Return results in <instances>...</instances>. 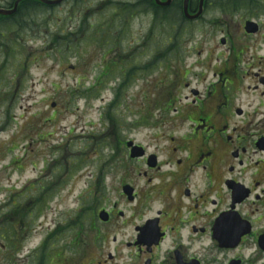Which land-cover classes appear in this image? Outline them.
Instances as JSON below:
<instances>
[{"label": "flooded vegetation", "instance_id": "af4514ba", "mask_svg": "<svg viewBox=\"0 0 264 264\" xmlns=\"http://www.w3.org/2000/svg\"><path fill=\"white\" fill-rule=\"evenodd\" d=\"M112 3L143 27L104 38L118 43L104 53L119 51L111 67L128 69L120 87L157 61L164 73L147 89L159 114L110 146L121 159L86 216L112 248L101 263L264 264V0Z\"/></svg>", "mask_w": 264, "mask_h": 264}, {"label": "rangeland", "instance_id": "374dc122", "mask_svg": "<svg viewBox=\"0 0 264 264\" xmlns=\"http://www.w3.org/2000/svg\"><path fill=\"white\" fill-rule=\"evenodd\" d=\"M14 1L0 0V9L11 10ZM112 4L66 0L50 7L22 0L16 20L0 18V218L25 202L20 250L4 248L6 256L1 249L0 264L37 261L50 233H58L46 249L57 248L51 247V264H102L112 252L85 230L84 217L100 205L106 169L121 159L110 146L127 133L132 138L129 124L146 111L159 114L147 89L164 73L157 61L156 73L120 87L128 69L111 67L119 51L105 56L104 38L137 37L143 27L133 20L139 13L112 12ZM122 19L128 21L123 29ZM39 199L41 210L33 211Z\"/></svg>", "mask_w": 264, "mask_h": 264}, {"label": "trees", "instance_id": "16d2710c", "mask_svg": "<svg viewBox=\"0 0 264 264\" xmlns=\"http://www.w3.org/2000/svg\"><path fill=\"white\" fill-rule=\"evenodd\" d=\"M33 5H36V4H33ZM30 6H31V4H30ZM21 14L22 13L16 14V15L12 16L11 19L12 20H16L18 18V16H20ZM116 22H117V20H116ZM113 24L115 25V23H113ZM18 26H19V24L16 23L14 25V27H13V30L18 31ZM116 27L117 26H114V28H116ZM98 30H99V36L102 35L101 34L102 31H100L101 29H98ZM116 30L118 32V29H116ZM115 33L116 32H113V35H111L110 37L111 38H114V34ZM67 41H70L71 42L72 40L69 39ZM45 190H48V188H45ZM40 201H41L40 199L37 201V204H36L37 205V208L33 207V211H35V210L40 211L41 210L40 209ZM5 203H6L5 204V207H6L8 205V199L6 200ZM24 206H25V202L24 201L22 203H19V204L18 203L15 204V205L13 204L12 205V208H9L8 210H6L4 214L2 213L3 215H2L1 220H0V250L1 249H4V248H11L12 251H13V249L20 250V246H21V242L20 241L23 239V233H22L21 224H22V221L24 222V219H23V217H24ZM13 218L17 222H19L17 224L20 227H17V225H14L15 222H13ZM11 219H12V222H11ZM34 222L35 221H33V223ZM33 230H34V227H33ZM54 239H55V236L54 235H50L49 236V239H48L49 240L48 243L51 242V241H53ZM46 249H47L46 247L43 248L41 250V252H40V256L38 257L37 261L32 262L31 264H51V261H52V259L50 258V257H52L51 254H50L51 250L48 251ZM4 252L6 253V256H7L6 249H4ZM12 255L14 257V254L13 253H12Z\"/></svg>", "mask_w": 264, "mask_h": 264}, {"label": "water", "instance_id": "95a60500", "mask_svg": "<svg viewBox=\"0 0 264 264\" xmlns=\"http://www.w3.org/2000/svg\"><path fill=\"white\" fill-rule=\"evenodd\" d=\"M22 1V0H17L14 4V7L12 10H9V11H4V10H1L0 9V14L1 15H6V16H9V15H13V13L16 11V8H17V5L18 3ZM42 4H45L47 6H54V5H59L60 3H62L64 0H36ZM185 4H186V1H185ZM51 107H54V104L51 105ZM132 157H133V154H132Z\"/></svg>", "mask_w": 264, "mask_h": 264}, {"label": "bare ground", "instance_id": "6f19581e", "mask_svg": "<svg viewBox=\"0 0 264 264\" xmlns=\"http://www.w3.org/2000/svg\"><path fill=\"white\" fill-rule=\"evenodd\" d=\"M65 1H66V0H64V1H63L62 3H60V4H63ZM38 3H39V4H42V3H40V2H38ZM42 5H45V4H42ZM18 9H19V8H17L16 11L13 13L14 15L17 14ZM3 10L6 11L5 8H3Z\"/></svg>", "mask_w": 264, "mask_h": 264}]
</instances>
